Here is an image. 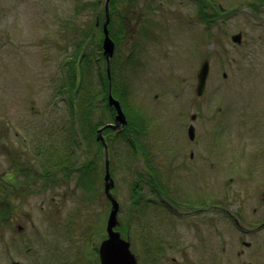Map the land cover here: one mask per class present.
<instances>
[{
	"label": "rangeland",
	"instance_id": "1",
	"mask_svg": "<svg viewBox=\"0 0 264 264\" xmlns=\"http://www.w3.org/2000/svg\"><path fill=\"white\" fill-rule=\"evenodd\" d=\"M126 1L118 4L123 15L129 14L123 8ZM95 2L0 0V162L8 159V135L12 136L8 131L47 128L51 132L55 130L53 126L59 124V146L52 133L44 135V138L53 143V148H58L55 154L49 152L48 156L52 160L54 155L64 157L62 160H65V171L68 172L69 142H63L69 138L71 128H75L80 145L78 147L75 140L74 168L95 158L94 165L98 167L93 169L88 180L94 189L103 190V157L91 152L93 144L91 147L87 142V125L81 124L80 117L88 109L82 102V96L86 95V91L95 93L101 86L100 80H97L101 62L95 61L100 50V37L98 29L93 28V20L104 0ZM212 5L217 16L200 21L195 17L196 11H199L198 4L193 0H136L130 8L126 40L114 52L115 66L121 67L116 70L115 79L126 83L128 102L140 106L147 118L156 114L152 107L153 94L162 89L170 94L157 111L164 113L157 115L148 125L145 141L151 142L159 171L166 178L167 184L160 179L168 189V194L162 196L173 197L174 201H183V180L189 179L186 168H192L187 164L196 163V154L189 159L187 149H183V144L180 146L178 142L171 154L160 143L170 144L175 137L181 140V127L173 122L178 117L179 108H183L186 122L189 121V114L196 111L192 107L191 96L195 95L196 71L205 57L209 60V72L199 98L205 111L203 117L196 118L193 123L203 121L205 126H210L218 121L215 118L218 115L229 120L234 139L240 141L245 138L246 145L248 141L249 147L255 148L250 150V161L253 162L251 178H259L264 167L263 162L257 159L264 148V0H206L201 14L210 16ZM97 27H100V21ZM238 31L241 32L239 43L231 40V35ZM77 49L81 51L84 62L77 67L75 64L69 67V59ZM128 55L130 59L126 58ZM135 57L142 66H136ZM82 65L84 78L81 87L76 91L72 85L69 92L59 93L57 89L65 80L64 72L76 69L78 80L79 66ZM73 77L72 73L71 80ZM174 93H178L179 102L178 99H170ZM107 109L97 98L89 120L94 123L103 116V121H109ZM152 130L158 131L151 133ZM165 132H171L175 137ZM107 141L112 160V193L119 202L118 227L125 237L130 238L132 250L145 264L143 261L149 258L148 239H166L171 233L181 232L182 217L173 216L168 220L165 213L160 214L164 210L160 205L149 203L144 208L143 204L133 203L131 184L135 179L134 172L140 168V155L127 156L130 146L122 134L112 132ZM211 141L206 146H212ZM159 146L169 157L166 162L161 161L165 154H158ZM176 155L174 165L168 167L173 162L171 156ZM185 162L184 166L180 165ZM73 174L75 187L72 196L60 197L55 236L52 231H45L40 240L50 245L56 242L54 247L32 250L20 245L17 255L14 250L8 251V264L12 260H18L19 264H99L97 249L106 235L105 222L110 205L103 194L89 197L91 193L86 186L78 184L76 170ZM188 183L189 188L199 187L196 181ZM201 188L205 189L204 194L211 190L208 185ZM63 189L69 190L70 186L65 183L61 191ZM149 193L143 192V202L149 198L160 200L152 192ZM25 205V209L33 210L35 216L36 212H41L37 198L28 200ZM169 222L173 224L168 225ZM30 230L31 227L25 236L31 234ZM223 230L222 242L229 245L226 244L224 250V244H221V255L226 259L222 264H229L233 236L228 228ZM13 237L17 242L21 241L19 236ZM164 256L165 251L157 264H165ZM0 263L5 264L4 261Z\"/></svg>",
	"mask_w": 264,
	"mask_h": 264
},
{
	"label": "flooded vegetation",
	"instance_id": "2",
	"mask_svg": "<svg viewBox=\"0 0 264 264\" xmlns=\"http://www.w3.org/2000/svg\"><path fill=\"white\" fill-rule=\"evenodd\" d=\"M195 1L199 7L195 17L202 21L200 10L205 7L206 0H193ZM137 63L141 66L138 58ZM177 94H172L170 99L172 101L178 99L179 102ZM169 95L168 91L163 89L154 94L152 107L156 114L147 118L149 124L157 115L164 113L157 111ZM191 97L192 107L196 111L189 114V121L186 122L183 108H179L178 117L173 122L181 127V140L171 132H165L166 135L174 136L175 140L170 144L162 142L160 145H164L172 154L178 142L180 146L183 144V149H187L189 159L196 154V163H188L187 167L192 168L186 169L188 173L191 172L187 173L188 181H196L199 187L189 188L188 181L183 180L185 186L183 201H174L173 197L162 196L168 194V189L165 185L166 178L160 171L158 183L164 189L157 190L159 192L152 186H144L143 181L136 179L134 193L137 204H143L144 208L148 207L149 203L158 207L160 205L164 210L158 211H161L160 214L165 213L168 220L173 216L182 217L181 232L171 233L166 239L165 237L153 241L148 239L149 244L146 246L149 258L143 263L157 264L162 252L165 251V264H222L226 259L221 255V244H224L222 248L225 250L227 243L222 242L221 236L223 228L225 230L228 228L233 236V243L229 247V264H264V167L259 178H251L253 162L250 161L252 157L250 150L255 148L249 147L247 139L246 145L245 138L240 141L234 139L232 123L229 120L218 115L215 117L218 121L210 126H205L203 121L193 123L196 118L203 117L205 106L199 100L201 95L195 93ZM165 126L166 124L163 125ZM53 127L55 130L51 132L47 128L8 131L12 134L8 135V159L0 162V262L4 261L5 264H8V251L14 250V254L17 255V248L20 245L36 250L44 246L50 249L56 244V242H52L51 245L45 244L40 240L45 231L50 230L55 236L54 230L59 221L60 197L61 195L71 197L74 191L76 131L75 128H71L69 138L63 142V144L69 142V166L66 172V165L61 162L64 157L54 155L52 160L48 156L49 152L55 154L58 148H53V143H49L44 135L52 133L56 141L60 142L57 131L59 124ZM189 127L193 129V139L188 138ZM156 131L158 130L150 132ZM210 141L212 146H206ZM148 148L153 155V164L157 165L156 169L159 170V164L151 151V142ZM157 150L158 154L160 152L165 154L160 146ZM168 158L165 154L161 161L166 162ZM171 159L173 162L168 167L174 165L177 155L171 156ZM257 159L264 165V148L259 152ZM186 163L180 165L184 166ZM140 165L144 167L142 163ZM194 175L196 178H193ZM65 183L70 189L61 191ZM205 185L211 188L207 194H204L205 189L201 188ZM143 192H152L154 197L156 195L160 200L149 198L143 202ZM32 198L38 199L41 209V212H36V216L33 210L25 209V204ZM29 226L31 234L25 236ZM35 226L37 228H34ZM13 236H19L21 241L17 242ZM137 258L138 264H142L138 256ZM11 264H19V261L12 260Z\"/></svg>",
	"mask_w": 264,
	"mask_h": 264
},
{
	"label": "trees",
	"instance_id": "3",
	"mask_svg": "<svg viewBox=\"0 0 264 264\" xmlns=\"http://www.w3.org/2000/svg\"><path fill=\"white\" fill-rule=\"evenodd\" d=\"M136 0H127L126 4L124 5L123 8H126L127 11H129V14H131V6L134 5V2ZM97 2V0H96ZM96 2L94 4H96ZM122 0H110L109 1V23H108V31L109 34L111 36V38L114 41L115 44V51L116 52L119 48V46L121 44L124 43V41L126 40V36H127V26L130 25V17L129 14L127 15H123L122 13V8L121 10L118 8V4L121 3ZM213 10L211 12L215 13V7H211ZM133 14V12H132ZM134 15V14H133ZM207 15V14H205ZM214 14H211L210 16H212ZM96 18L93 20V28L94 29H98L99 31V37H100V41H99V49L102 50L101 47V40H102V22L104 21L105 17H104V2H103V6L97 11L95 12L94 15ZM201 17V16H200ZM207 17L209 16H204L201 17L202 19L206 20ZM100 21V27H97V24ZM99 50L98 53V57L96 58V63L101 62V69H100V75L97 76V80H100L101 82V86L98 88V90L94 93L86 91V95L82 96V102L85 104V107L87 109L86 113H81L80 117H81V121H83L81 124L87 125V127L85 129H87L88 133L86 134V138H87V142L91 144H93L92 147V153L96 156L101 155L103 157V146L101 144L100 141L95 139V129L104 124L106 121H103V116L98 117L97 121L92 123V121L89 120L90 115L92 113V109L97 101V98H100L101 101L108 107V117H109V121L112 120L113 115H114V110L112 107H109L107 105V93H108V79H107V75H106V65H105V59L102 55V51ZM136 53V50H135ZM126 58L130 59L129 55L126 56ZM69 67L73 66L75 64V67H77V65L81 64L82 62H84V58L82 56V53L79 49H77V51L74 53L73 57H71L69 59ZM95 63V64H96ZM84 65L79 66L80 69V73H78L80 79L78 78L77 80V72L76 69L69 70V72H64L65 73V80L63 83H61L58 87V91L60 92H64V91H70V87L72 85L75 86V90L77 91L78 87L80 86V83L82 85V81H83V68ZM120 70L121 67H116L115 66V62H114V55L113 57L110 59V75H111V94L118 99V101L120 102L121 108L124 111L125 115H126V119H127V124L126 126L118 131L117 134H122L126 137L129 146H130V150H128L127 156L128 154L131 155H136L137 153L140 155V158L142 159L141 163L142 165H144V167L142 168V170L137 171L136 173V179H138L139 181H143V185L144 186H152L153 189H155L156 192H159L157 190L161 189L162 187L160 186V184L158 183V168L157 165L155 166L153 164V156L152 153L150 152L147 144L148 142L145 141L146 140V136L148 133L147 127L149 125L148 119L147 117L145 118V115L143 113V111L141 110V107L139 106H135L133 105L131 102H128L127 100V85L123 80H116L115 76H116V70ZM72 73H73V80H71L72 78ZM81 81V82H80ZM81 87V86H80ZM78 104L80 105V101L78 102ZM110 109L112 110V112L110 111ZM102 121V122H101ZM76 131V136H77V130ZM111 130L109 128H105L104 132H110ZM107 135H106V143H108V139H107ZM150 143V142H149ZM76 144L79 147L80 145V141L76 139ZM69 146V145H68ZM110 152V150H109ZM139 158V157H138ZM110 161H112L109 158V167H110ZM62 163L65 162V160L61 161ZM95 163V158L92 159V161L90 163L87 164H81V165H77L76 166V174L78 175V184L79 185H83L86 186V189L89 193V197L91 196V198H96L98 196V194H102L103 191L99 190L98 187H96V189H94L90 183V181L88 180V177L90 178V173H92L94 168H97L98 166L94 165ZM92 166V167H90ZM104 170V163L102 165L101 168V172ZM94 172V171H93ZM100 172V171H99ZM157 183V184H155ZM133 184V183H132ZM131 184V187L134 188ZM164 189V187H163ZM131 197L132 200L133 198L135 199L136 195L135 193L132 192L131 190Z\"/></svg>",
	"mask_w": 264,
	"mask_h": 264
},
{
	"label": "water",
	"instance_id": "4",
	"mask_svg": "<svg viewBox=\"0 0 264 264\" xmlns=\"http://www.w3.org/2000/svg\"><path fill=\"white\" fill-rule=\"evenodd\" d=\"M108 3L109 0L104 1V11H105V20L102 25V53L106 60V72L107 76L110 80V68H109V60L110 57L113 55L114 52V41L109 36L108 32V22H109V10H108ZM231 39L235 42H240L241 40V33L236 32L232 34ZM209 70V61L207 58H204L199 65L197 70V86L196 92L200 94L204 88L206 77ZM108 103L112 105L116 111L114 115V123L107 124L112 128H119L121 125L126 123L125 114L122 111L120 103L117 99H115L110 90L108 93ZM101 129L97 131V139H101V141L105 146L104 140L100 135ZM188 136L192 138V128H188ZM103 182H104V191L111 202V207L109 210V214L106 220V232L107 237L104 238L98 248L100 264H137V259L135 255L129 248V241L125 240L121 237L120 232L115 230L114 227L117 224V212H118V202L114 195L110 192V187L113 185V180L110 176L109 166H108V159L105 158L104 163V175H103Z\"/></svg>",
	"mask_w": 264,
	"mask_h": 264
}]
</instances>
